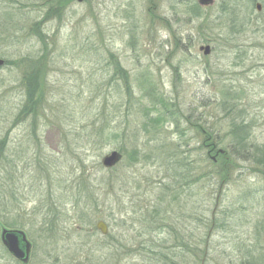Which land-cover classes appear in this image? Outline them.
<instances>
[{"label":"rangeland","instance_id":"1","mask_svg":"<svg viewBox=\"0 0 264 264\" xmlns=\"http://www.w3.org/2000/svg\"><path fill=\"white\" fill-rule=\"evenodd\" d=\"M0 59L28 264H264V0H0Z\"/></svg>","mask_w":264,"mask_h":264},{"label":"water","instance_id":"2","mask_svg":"<svg viewBox=\"0 0 264 264\" xmlns=\"http://www.w3.org/2000/svg\"><path fill=\"white\" fill-rule=\"evenodd\" d=\"M78 3H82L85 0H75ZM197 4L201 7H208L214 3V0H196ZM261 6L256 4V10L259 11ZM199 51L204 56H208L211 53V48L208 45L200 46ZM4 61L0 59V68L3 67ZM218 151L217 153H221ZM122 159V155L117 151H112L108 155L101 159V165L103 168L110 169L115 167ZM96 229L102 234H107V226L104 222L99 221L96 223ZM0 243L7 253L21 264H28L31 253V244L28 241L25 233L21 230H12L2 228L0 231Z\"/></svg>","mask_w":264,"mask_h":264},{"label":"trees","instance_id":"3","mask_svg":"<svg viewBox=\"0 0 264 264\" xmlns=\"http://www.w3.org/2000/svg\"><path fill=\"white\" fill-rule=\"evenodd\" d=\"M59 7V6H58ZM159 119H160V117L159 118H157V119H154L153 121H154V123L155 122H159ZM109 136L110 135H108L107 137L109 138ZM108 138H106L107 140H108ZM186 159V158H185ZM187 159H189V158H187ZM185 161H187V160H185ZM175 167H176V169H182L183 171H184V174L182 173L180 176H182L183 177V179H185V180H187L188 181V179H189V177H193V176H191L192 175V171H194L195 170V168L194 167H191L190 165H188V163H187V165L186 166H182L181 164H176L175 165ZM176 174L177 175H179V173H177L176 172ZM205 177V175L204 174H202L201 176H200V178H204ZM84 189H85V187H84ZM84 189H83V191H84ZM94 189H96L95 188V186L92 184V183H89V184H87V187H86V192H87V194H88V191L89 190H94Z\"/></svg>","mask_w":264,"mask_h":264},{"label":"flooded vegetation","instance_id":"4","mask_svg":"<svg viewBox=\"0 0 264 264\" xmlns=\"http://www.w3.org/2000/svg\"><path fill=\"white\" fill-rule=\"evenodd\" d=\"M255 8H256V5H255ZM260 10H261V9H260ZM260 10H259V11H260ZM256 11H257V10H256ZM199 129L202 130L200 127H199ZM207 140H209V138H207ZM207 140H206V141H207Z\"/></svg>","mask_w":264,"mask_h":264}]
</instances>
